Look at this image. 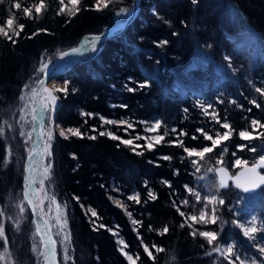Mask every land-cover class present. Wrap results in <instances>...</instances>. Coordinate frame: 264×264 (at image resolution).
<instances>
[{
    "label": "trees",
    "instance_id": "1",
    "mask_svg": "<svg viewBox=\"0 0 264 264\" xmlns=\"http://www.w3.org/2000/svg\"><path fill=\"white\" fill-rule=\"evenodd\" d=\"M17 2L21 4L20 9L13 7ZM41 2L44 7L37 14L35 8ZM106 2L107 8L101 6L95 10L96 0H80L79 11L74 15L69 0H63V5L60 0L0 2V26L9 31L6 21L12 18L14 24L9 35L16 41L13 44L0 35V129H3L0 133V219L9 204L19 202L16 211L19 215L8 219L4 236L0 237V249L4 237L16 243V264H45L43 255L46 258L32 214L23 201L27 122L32 117L22 124V130L20 121L16 124L14 118H21L22 112L24 118L26 93L34 92L44 75L43 64L77 46L89 34L119 31L118 25L124 18L117 13L121 8L130 9L134 0ZM62 6L63 13L59 11ZM25 8L30 9L28 15L24 13ZM19 25H24L23 30ZM13 32H19V36ZM163 39L170 43L157 47L155 42ZM209 44L212 47H207ZM225 56L231 58V67ZM58 79L63 83L68 81L69 91L66 98L63 93H57L59 107L55 121L65 129L78 128L84 134L83 138L68 134L69 139L64 140L57 132L52 133V155L47 162L51 168H48L46 185L63 211V220L67 221L71 264H227L222 256L212 252L206 238L200 237L201 231L219 234L213 246L234 241L240 253L261 257L256 241L245 238L231 224L233 219L238 220L245 214L239 202L246 200L251 204L248 197H253V193L245 194L232 186L221 190L225 205H217L220 219L215 224H204L198 214L205 210L203 195L207 189L204 185L217 182L215 172L209 173V168L226 166L234 175L240 168L233 166L235 159L253 164L264 155V135H261L264 128L251 124L252 119L264 124V96L255 90L257 87L264 90V0H197L196 3L193 0H139L130 25L120 35L101 39L96 52L88 51L72 61ZM145 81L148 86L138 88ZM125 84L136 91L128 92ZM218 97L224 102L219 103ZM252 100L259 107L250 103ZM207 103L213 108H208L206 116ZM120 105H127V109ZM213 109L221 123L230 124L231 137L204 159L187 157L183 146L197 149L211 146L196 131L198 128L213 138L216 131L221 134L228 131L212 119ZM82 112L86 115H81ZM101 117L125 120L133 127L125 131L126 125L105 124ZM156 121L161 122L157 130L144 131ZM12 127H16L15 138L11 135ZM172 128L177 132L173 133ZM180 130L187 134L178 136ZM241 130H247L253 139L241 140ZM21 131L25 138L20 135ZM101 131H110L121 139H133V145L125 146L107 135L100 136ZM166 131L168 135L163 141L153 142L152 151L144 147L152 141L134 139L137 134L150 138ZM193 135L198 138L193 140ZM89 136L96 139L91 140ZM176 139L184 145L177 147L168 143ZM245 144L247 147L238 150V145ZM135 145L140 147L133 151ZM252 147L255 152L249 150ZM163 155L172 159H158ZM221 157L222 164H217ZM149 160L160 166L149 164ZM191 160L197 161L199 173L195 172ZM176 169L178 175L174 174ZM204 175L208 179L197 180ZM162 181H170L171 187ZM185 185L201 192L200 202ZM149 188L155 200L148 195ZM212 193L215 194V188ZM137 194L139 204L128 199ZM114 199L121 201V207L114 204ZM184 200L188 203H183ZM24 205L27 218L20 212ZM177 207L185 216L176 211ZM89 208L96 211V217H92ZM230 209L239 211L240 215ZM190 215H195L197 221L188 220ZM19 217L20 226L14 230V220L18 221ZM133 219L139 223L133 224ZM181 223H185L183 229L179 227ZM165 226L168 232L160 234ZM193 231L195 236L191 235ZM60 246L56 251L60 264H64ZM145 246L151 255L144 252ZM125 253L132 256V261ZM137 255L140 259H136Z\"/></svg>",
    "mask_w": 264,
    "mask_h": 264
},
{
    "label": "snow or ice",
    "instance_id": "2",
    "mask_svg": "<svg viewBox=\"0 0 264 264\" xmlns=\"http://www.w3.org/2000/svg\"><path fill=\"white\" fill-rule=\"evenodd\" d=\"M0 2H2V0H0ZM197 0H193V3H196ZM60 3L63 5V0H60ZM69 3L72 5V9L74 10L72 12V14L74 15L75 12L79 11V8H77V5L80 3V0H69ZM101 6L107 8L108 7V3L106 2V0H96V3L94 5L95 10H100ZM14 8L16 9H20L21 8V4L20 3H14L13 5ZM44 7L43 2H41L38 6H36L35 11L37 14L40 13L41 9ZM61 13H63L65 11V8L62 6L59 10ZM135 11V6L133 7V9L129 10V9H125V8H121L120 11L117 13L118 17H123L124 18V22H127V17H132ZM24 13L25 15H28L30 13V9L25 8L24 9ZM14 24V20L12 18L7 19L6 21V27L9 29V31L12 30V26ZM20 30H23L24 25H19ZM9 31L5 30V26H0V35H3L5 38H7L9 41H12L13 44H15V40L12 39V36L9 35ZM13 35L15 36H19V32H13ZM173 35H177V33L173 32ZM29 39H31V37H28ZM102 39V37L100 36H96L93 38H90L88 41L85 42V44L83 45V48L88 49L90 52H96L98 50V45L100 40ZM157 47H161L164 45H167L168 43H170L167 39H163L160 41L155 42ZM207 47H212V45H207ZM80 51H82L81 48H73L71 50V52H63L60 55V59H64L65 57L71 56V55H75L78 54ZM225 60L229 61V67H231V58L228 56H225ZM41 71H44L46 73L45 78L40 80V86L43 89V92L47 93V99L44 101L42 107L39 109V113L38 115H33V120L34 121H39L40 122V126L43 128V121L45 120V114L49 113V115L47 116L48 122L49 124L53 125L55 128H59V136L62 137L64 140H68L69 139V135L71 134L72 136H79L81 138H83V133L80 132V130L78 128H63L62 126H60L59 124L56 123L55 121V110L56 108L59 107L58 105V99L59 97H57L56 95H53V91L57 92V93H63L65 98L68 95V81H64V87L63 88H55L54 90H49L47 87H45V84L47 83L49 77H52V83L55 84L57 83V81L54 79V73L52 71V68L49 67L48 64H43L41 67ZM129 81H131V78H129ZM148 86V82L145 81L144 83H139L138 84V88L143 89L145 87ZM25 87H27V85H25ZM125 87L127 88L128 92L133 93L136 91V89L129 87L128 84H125ZM256 92L260 93L262 96H264V90H262L261 88L257 87ZM75 91V89H73V92ZM219 103H223V100H220L219 97L217 98ZM201 104L206 103L205 101H201ZM250 103L256 105L257 107H259L258 104H256L255 100L250 101ZM49 105H51V108H49ZM119 107H121L122 109H127V105H120ZM208 108H213V105L211 103H207V106L204 108V114L207 116L209 115L208 113ZM185 112H187V109L184 110ZM249 111H251L249 109ZM33 112H37V110L34 108ZM81 115H86L85 113H81ZM87 115L91 116V113H88ZM212 115V119L220 124V127L223 129H230V124L228 122H223L221 123L216 112L215 109H213V112L211 113ZM21 119H23V112L21 113ZM101 119L103 120V123L105 124H124L126 125V129L125 131H127V128H132L133 125L128 123L125 120H121V121H113V120H107L104 119L103 117H101ZM85 123H87V121H85ZM141 123H147V122H141ZM161 122L160 121H156L152 127L150 128H145L144 131L146 132H152L157 130L160 127ZM251 124L255 127L257 125H259L260 127L264 128V124H261L259 121H257L256 119H252L251 120ZM92 131H96V129L93 127ZM171 131L173 133L177 132L176 128H172ZM198 133H200L201 135H203V138L205 141H210L211 142V146L205 145L199 149L193 147V148H189L187 146H183L184 142L182 140L176 139V140H172V141H168V143L170 145H175L177 147L183 146V152L186 154L187 157L191 158V157H199L200 159H204L205 155L208 153H212L213 150L221 144V142L223 141H227L229 140V138L232 135V131L228 130V131H224L222 134L219 131H216L215 133V138H213L212 135L208 134V132H206L203 128H198L196 130ZM3 132V129H0V133ZM68 133V134H66ZM187 133L183 130H180L178 133V136H184ZM21 136L24 135V132L21 131L20 133ZM100 136H105L107 135L110 139L112 140H119L120 144H123L125 146L128 145H133V139H121L120 137H118L117 135H115L112 132H104L101 131L99 133ZM168 135V132L166 131L163 135L160 136H155V137H143L139 134H137L134 139L135 140H141V139H148L152 142L147 143L144 147H146L149 151H152L154 149V143L155 144H159L161 141H163L165 139V136ZM261 135H264V133H261ZM29 139L32 138V134L29 133L28 134ZM239 137L241 140H251L253 139V137L251 136V134L247 131V130H241L239 132ZM91 140H95L96 137L95 136H89L88 137ZM193 140H196L198 137L196 135H193L191 137ZM53 140V134H52V130L50 129L47 133V142H45L43 144V146L41 145L40 142V137L38 136L35 140H33L32 143V148L29 151V160L32 159H36L38 162L42 160V158L44 156H51L52 153L49 151V147H50V143ZM154 142V143H153ZM25 143H27V141H25ZM140 147V145H135L133 148V151H135V148ZM245 147H247V145H238L237 148L238 150H243ZM250 151L255 152L256 149L255 147H252L249 149ZM224 152L227 151V147H225L223 149ZM137 155H142L143 153H136ZM233 155L235 156L236 154L233 153ZM73 158H75V154H73ZM158 159L164 160V161H170L172 159L171 156L169 155H163L161 157H159ZM181 159L183 160V157H181ZM8 161L6 160L5 163H7ZM149 164H154V166L159 167V164H156L154 161L149 160L148 161ZM192 165L195 167V172L199 173L200 172V168L197 166V161L196 160H191ZM217 164H222V157L221 159H217L216 161ZM247 161L241 160L239 158L235 159L233 166H240V167H245L247 165ZM48 168H51V164L48 165ZM48 168L44 169L45 175L47 174ZM258 169H264V155H261L259 157V159H257L250 168H245V172L247 173V175H245V173H236L233 176H229L227 170L224 167H219V168H209L208 172L212 173L215 172L217 179V182L215 184H206L204 185V187L207 189V191L204 193L203 195V205L204 208L206 209L208 207V205H212L213 207L210 210V213L207 214V219H206V212L204 210H201L199 212V219L201 222H203L204 224H215L217 219H220V217L217 215V213H219L220 208L217 207V205L219 206H224L225 205V199L223 198V196L221 195V190L222 189H228L229 188V184H228V180H232L233 181V186L236 188L241 189L244 193H254L256 192L258 189H261L262 187H264V174H261L260 171H258ZM30 171H33V169H31L29 167L28 164L25 165V173H29ZM174 174L178 175L179 174V170L176 169L174 170ZM243 177V179H242ZM29 177L28 175H25V180L28 181ZM208 179L207 175L204 176H198L197 180H206ZM163 183L168 184L169 187H171V182L170 181H162ZM145 186H147V184H145ZM101 187H103V185H101ZM185 188L187 189L188 192L192 193L193 195H195L196 201L200 202L201 201V192L200 191H193V188L185 185ZM215 188V194L212 193V189ZM30 192H31V198H30ZM35 192L36 190L30 187V184H26L25 186V191H24V199L28 200L29 204L32 205V209H33V214L36 215V208L38 207V205H36L34 203V196H35ZM148 195L151 197L152 200L156 199V196L153 195L152 190L149 188L148 190ZM139 194H137L136 196H128L129 200H135L137 204L140 203V200L138 198ZM219 197V198H218ZM74 200H77L79 202V198L78 197H73ZM109 199H112V197H109ZM114 204L117 207H121V201L120 200H114L113 201ZM42 203V202H41ZM53 203H55V201L53 200ZM183 203L187 204L188 201L184 200ZM81 207H83V205H81ZM59 210V209H58ZM233 211H236L237 215H240L239 211L234 210V209H230ZM88 211L91 212L92 217H96L97 213L96 211L92 210L91 208L88 209ZM176 211L183 217L185 216V213L180 211V208L177 207ZM20 212L23 213L24 212V208L21 207L20 208ZM128 215L131 217V213H128ZM41 219H43V215H42V210H41ZM188 220H191L193 222L197 221V217L195 215H190L187 217ZM256 220L257 217L254 215L251 217L250 220H247L245 222H240L237 219H233L231 221L232 225H235L237 228L240 229V231L242 232L243 236L245 238H247L250 241H257L260 238L257 237L256 233L258 231H264V229H258L256 227ZM60 221L58 220L57 223H59ZM33 223H37V221L34 219ZM47 223V221H45V224ZM64 223L66 224L67 221L65 220ZM133 224L139 223L137 220L133 219L132 220ZM100 227H105L104 225H100ZM179 227L181 229H183L185 227V223H181L179 225ZM189 227H191L189 225ZM93 231H96V228L92 229ZM152 226L149 225V231H152ZM168 227L165 226L163 229V233H167L168 232ZM133 231L135 232L136 229H133ZM37 232H39V227L37 228ZM191 235L195 236L196 233L195 231H193L191 233ZM200 237L206 238L207 240V244L209 246H212V252L218 253L220 256L223 257L224 261H227V264H257L258 259H259V264H264V259H260L257 258L255 256L253 257H248L247 255H245L243 258L241 256V253L239 252V250L237 249V245L236 243L233 242H229L226 245H222L221 243H216L215 246H213L214 241H217L218 239V233H216L215 231H201L199 232ZM4 236V227L2 224H0V237ZM42 243H45V247L48 248V252L45 256L46 260H48L50 262V264H55V256H56V251H55V241L51 240V237L49 236L48 241L44 242L43 238H42ZM121 243H123L121 241ZM255 247L258 249L259 253L261 254V257H264V242L262 243H257L255 245ZM237 249V250H234ZM122 250V249H121ZM160 251H163V249H160ZM144 252L145 253H149V248L147 246L144 247ZM8 253V248H7V241L5 240V249H4V253L2 255H0V259L3 258V256H6ZM43 254V253H41ZM125 255H127V259L129 261H132V256L128 255L125 253ZM149 255H151V253H149ZM209 255H211V253H209ZM65 260L69 259L68 255H67V248H65ZM136 259H140V257L137 255Z\"/></svg>",
    "mask_w": 264,
    "mask_h": 264
},
{
    "label": "rangeland",
    "instance_id": "3",
    "mask_svg": "<svg viewBox=\"0 0 264 264\" xmlns=\"http://www.w3.org/2000/svg\"><path fill=\"white\" fill-rule=\"evenodd\" d=\"M88 51L89 50L87 49L86 52H88ZM86 52H84L83 54H85ZM83 54H81V55H83ZM79 57L80 56H78L77 58H79ZM77 58L73 59L72 61L77 60ZM53 61L48 63V65L53 63ZM72 61H70V63ZM56 81H57V84L54 85L52 87V89H50V90H54L55 88H63L64 87V83L63 82H61L59 79H56ZM33 91L34 92H32L30 94L26 93V97H25L26 102L25 103H27V104H26V107H25V110H24V112H25L24 113L25 114L24 118L21 119L19 117V119H16V118H14L15 120L13 119L16 122V124H19V121H20L19 125H21V128H19V129H21V130H22V128H24L23 125H25L26 121L29 120V118L32 117L31 106H32V99H33L34 94H35V89ZM53 95H56L58 97L57 92L53 91ZM46 99H47V96L42 98V101H41L42 105H43V103H44V101ZM49 108H51V105H49ZM56 113L57 112L55 110V116H56ZM29 114H30V117H29ZM26 115H28V117ZM48 115H49V113L45 114V120L43 121V124H44V143L47 142V133H48V131L50 129L52 130V133H55V132H57V134L59 133V128H55L53 125L49 124L48 119H47ZM27 123L29 124L28 129H30V127L32 125V121L30 120V122L28 121ZM15 128H13V127L11 128V133H12L11 135L14 138L16 137L15 134L13 133ZM66 134H68V133H66ZM22 137H24V136H22ZM26 139H27V136H26ZM27 141H28V139H27ZM50 148H51V145L49 147V151L51 152ZM26 149L27 150H26L25 155H24V157L25 156L26 157H25V160L23 162L24 165H25L26 160H27V151H28L27 144H26ZM12 154L13 153L11 152L10 156ZM16 158H17V160L20 159L19 158V153H17V152H16ZM49 158H50V156H45L44 169L48 168V163L47 162H49ZM24 165H23V168H24ZM24 170H25V168H24ZM23 176H24V174H23ZM47 177H48V171H47L46 175H45V172L43 173V177H42V179H41V181H40V183L38 185V188H37V192L39 193V206H40V209L42 210V214H43L45 220L49 223L51 233H52V235L54 237L55 243L57 244L56 248L59 245H61L59 248H60L62 262L64 264H71V253L69 252L70 249H69V243H68L69 234H68V232H66V229H65V223H64V220H63V211L60 209L58 201L56 200L54 194L50 191V189H48V187L46 185L47 184V179H48ZM253 194H254L253 197H251V198L248 197V201H250L251 204H248V202H246V200L239 202V204L241 205V207L245 211L244 212L245 214H244V216L242 218H239L238 221L245 222L247 220H250L251 217L255 215L257 217V220L255 222L256 223V227L258 229H264V189H262V191H259V193L255 192ZM244 199H245V197H244ZM53 200L55 201V203H53ZM114 200H117V199H114ZM17 204L19 205V202ZM17 204H12V203L9 204V206L6 207L7 209H5V211L3 212L4 216L0 219V224L3 225L4 230H5V226L7 225L6 223L8 222V219L11 217V219L13 220L14 216L16 217L17 215H19V214L16 213V211L18 210V205ZM22 207H24V209H25V205L22 206ZM212 207L213 206L210 204L208 206V210L209 211H206V209L204 210L206 212V216H207V214L210 213V210H211ZM11 208H13V210L10 212ZM251 210H254V211H251ZM26 212H27V210L25 209L24 212L21 213V214L23 215V217L26 216V218H27V213ZM23 217H22V219H23ZM58 220L60 221L59 223H57ZM14 222L16 223V225L14 226V230H15L17 227L19 228L20 223H21V218L19 217L18 221L15 219ZM256 235H257L258 238H260L261 235H262V237L259 240H257L255 242V244L264 242V231H258L256 233ZM5 240L7 241L8 253H7L6 256H3V258L0 259V262H1V264H16V260H17V257H18L15 254L16 253L15 252L16 251V243H13L11 240H8V238H5V237L3 238V246L0 249V255H2L4 253ZM224 245H226V244H224ZM65 248H67V255L69 257V259H67V260H65V258H64L65 257ZM234 250H237V249H234ZM44 251H45V248H44ZM44 251H43V254H44ZM45 253H46V251H45ZM245 255H247L248 257L255 256L257 258L264 259V257H258V256L253 255V254L249 255V254L241 253L242 258ZM57 258L59 259V256ZM42 261H43V263L47 264V260L44 259V255L42 257ZM60 262H61V260L59 261V264H60ZM237 264H238V262H237ZM257 264H259V259H258Z\"/></svg>",
    "mask_w": 264,
    "mask_h": 264
},
{
    "label": "water",
    "instance_id": "4",
    "mask_svg": "<svg viewBox=\"0 0 264 264\" xmlns=\"http://www.w3.org/2000/svg\"><path fill=\"white\" fill-rule=\"evenodd\" d=\"M138 1H139V0H134L132 6H131L130 9H129V10H131V9H133V7L135 6V11H134L133 16H132V17H127V22H122V23L118 26V28H119V31H118V32H116L115 34L101 33V34H98V35H94V34H89V35H87L86 37L82 38V39L76 44L77 46L72 47V48H70V49H67L65 52H71V50H72L73 48H81L82 51H80L78 54H75V55H71V56L65 57L64 59H62V60H63V63H62L60 66L55 67V66H54V65H55V62H56V60H57L58 58H60V55H61V54H60L59 56H57V58H55V60L53 61V63H51V64L49 65V67L52 68V71H53V73H54V79H55V80L58 79V78L61 76V74H63V73L65 72V70L67 69V65L70 63V60H69V59H71L72 57H75V56L78 57L79 55H81V54H83L84 52L87 51L86 48H83V45H84L85 42L88 41L90 38H93V37H96V36H100V37H102V39H107V38L112 37V36L120 35V33L130 25L131 20L133 19L134 15H135V13H136V7H137V4H138ZM45 75H46V73H44V75L42 76V78H41L40 80L44 79V78H45ZM50 82H52V77H49V79H48V81H47L46 84H49ZM46 84H45V86H46ZM40 89H41V86H40V81H39V82L37 83L36 87H35L34 100L32 101V106H31L32 118H33V115H36V113L33 112V109L35 108V100H36V98L38 97V94H39V92H40V91H39ZM41 138H42V136H41ZM26 162H27V160H26ZM25 165H26V163H25ZM25 165H24V168H25ZM251 165H252V164H247L245 167H240V168L236 171V173H245V175H247V173L245 172V168H250ZM219 167H224V168L227 170L229 176H233V175L231 174L230 170H228L226 166H217L216 168H219ZM258 171H260L261 174H264V172H263L264 169H258ZM236 173H235V174H236ZM235 174H234V175H235ZM25 175H26V173H25V170H24V176H23V179H24ZM215 176H216V174H215ZM217 179H218V178L216 177V181H217ZM242 179H243V177H242ZM24 180H25V179H24ZM24 180H23V185H24ZM228 184H229V187H230V186L234 187V186H233V181L230 180V179L228 180ZM234 188H235V189H238V190L241 191V192H243V191H242L241 189H239V188H236V187H234ZM222 190H226V189H222ZM257 191H258V190H257ZM257 191H256V192H257ZM243 193H244V192H243ZM245 194H248V193H245ZM23 197H24V191H23ZM29 210H30V212H31V214H32V221H33L34 219L37 221V223H34V226H35V231H36V233H37V236H38V238H39L40 243H42V238H43V241H44V242H47V239H48L49 236H50L49 229H48V228H45V227L42 225V223L38 221V217L41 218V209H40V208H39V209H38V208L36 209V213H37L36 215L33 214V209H32L30 206H29ZM37 215H38V217H37ZM38 227H39V232H37V228H38ZM50 237H51L52 241H55L54 238H53V235H51ZM42 245H43V247L45 248V251H46V254H47V252H48V248L45 247V243H42ZM55 251H56V243H55ZM57 257H58V253L56 252V260H55V262H56V264H59V259H58Z\"/></svg>",
    "mask_w": 264,
    "mask_h": 264
},
{
    "label": "bare ground",
    "instance_id": "5",
    "mask_svg": "<svg viewBox=\"0 0 264 264\" xmlns=\"http://www.w3.org/2000/svg\"><path fill=\"white\" fill-rule=\"evenodd\" d=\"M75 58H77V56H75V57H72L71 59H69L70 61H72L73 59H75ZM63 63V60H61L60 58H58L57 60H56V62H55V67H58V66H60L61 64ZM57 83H55V84H53L52 82H50L49 84H46V86L45 87H47L49 90L50 89H52V87L54 86V85H56ZM40 92H39V94H38V97L36 98V100H35V109L37 110V112H35L36 113V115H38V113H39V109L42 107V98L43 97H45V96H47V93H45V92H43V89L41 88L40 90H39ZM34 100V97H33V99H32V101ZM44 125V124H43ZM29 133H31L32 134V138L31 139H29V137H28V134ZM40 137V142H41V145L43 146V144H44V126H43V128L40 126V122L37 120V121H34L33 119H32V125H31V127H30V129H29V131H28V133H27V139H28V141H27V146H28V151H27V162H26V164H28L29 165V167L31 168V169H33V171H30L29 173H27L26 175H28V177H29V179H28V181H26V180H24V185H23V191H25V186H26V184H30V187L31 188H33V189H35L36 190V192H35V196H34V203L36 204V205H38V209L40 208V206H39V193L37 192V188H38V185H39V183H40V181H41V179H42V177H43V173H44V162H45V156L42 158V160L41 161H37L36 159H32V160H29V151H30V149L32 148V143H33V140H35L37 137ZM41 136H42V138H41ZM26 157V156H25ZM24 179H25V177H24ZM31 192H30V198H31ZM23 199H24V197H23ZM24 201H25V203H26V205L29 207H31L32 208V205L31 204H29V202H28V200H25L24 199ZM36 208V209H37ZM43 215V214H42ZM37 217H38V215H37ZM38 221L39 222H41L42 223V225L45 227V228H48L49 229V232H50V236L52 235V233H51V230H50V226H49V223L47 222L46 224H45V218H44V216H43V219H41V218H39L38 217ZM54 238V237H53ZM52 240V239H51ZM47 241H48V239H47ZM45 256H46V253H45ZM55 260H56V256H55ZM47 264H50V262L47 260ZM55 264H56V262H55Z\"/></svg>",
    "mask_w": 264,
    "mask_h": 264
}]
</instances>
